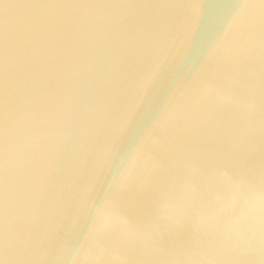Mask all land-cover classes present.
I'll return each mask as SVG.
<instances>
[{
	"label": "water",
	"instance_id": "95a60500",
	"mask_svg": "<svg viewBox=\"0 0 264 264\" xmlns=\"http://www.w3.org/2000/svg\"><path fill=\"white\" fill-rule=\"evenodd\" d=\"M0 264H264V0H0Z\"/></svg>",
	"mask_w": 264,
	"mask_h": 264
}]
</instances>
